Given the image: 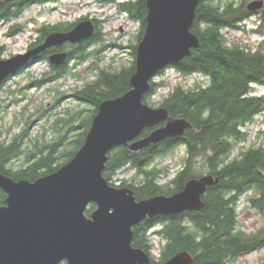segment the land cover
<instances>
[{"label": "trees", "instance_id": "16d2710c", "mask_svg": "<svg viewBox=\"0 0 264 264\" xmlns=\"http://www.w3.org/2000/svg\"><path fill=\"white\" fill-rule=\"evenodd\" d=\"M58 1L0 0V22L16 19L32 5L40 7ZM97 1L113 4L119 13L125 14L137 26L135 43L128 46L132 61L118 69L99 68L93 79L74 88L69 97L88 108L76 109L72 114L68 112L66 117L57 118L55 124H60V128L56 131L63 128V132L50 141L28 135L29 126L34 122L33 113L26 117L20 132L8 140H0V173L14 181L32 182L66 164L83 145L99 104L130 90L129 79L135 72L136 46L146 26L147 0ZM250 1H198L190 26V32L198 39V47L171 67L182 77L199 76L202 82L187 89L176 85L154 104L153 98L164 83L151 81L143 103L165 108L170 119L186 121L189 127L184 133L139 151L119 146L107 154L103 177L113 187L130 188L137 201L156 195H173L181 191L188 180L203 175L209 174L218 179L203 194L200 210L147 218L132 228V247L142 249L152 264L165 262L180 251H187L192 256V264H228L264 247V226L255 233L246 234L238 227L236 210L239 198L248 194L249 205L260 215L264 214V148L249 147L228 159L232 147L246 141L247 125L264 111V94L254 92L258 88L264 89V47L250 49L238 44L230 45L223 34L225 30L242 29L246 21L253 17L254 13L246 10ZM261 14H264V9ZM74 24H43L36 31L43 37L51 32L67 31ZM103 42L97 28L92 39L71 46L67 61H76L74 66L88 61L90 56L101 53L107 47ZM95 45L100 48L90 50ZM117 47L123 48L121 45ZM167 68L157 75L163 74ZM62 70L61 75L48 81L72 73V68ZM40 83L38 80L34 82L36 85ZM2 85L0 83V89ZM50 109L35 110V114L40 119ZM83 112L87 115L79 118ZM165 125L166 122H162L157 127L144 129L141 137ZM73 131L77 132L70 137ZM180 147L185 158L172 176L168 169H158L153 165L156 160ZM15 159H21L22 164L12 167L11 162ZM198 159L201 160L203 173L195 170ZM125 168L135 171L134 180H124L119 186L112 184V176ZM3 199L4 194L0 190L1 205ZM94 209L95 205L89 204L85 215L89 217ZM150 232H154L157 239L156 257Z\"/></svg>", "mask_w": 264, "mask_h": 264}, {"label": "water", "instance_id": "95a60500", "mask_svg": "<svg viewBox=\"0 0 264 264\" xmlns=\"http://www.w3.org/2000/svg\"><path fill=\"white\" fill-rule=\"evenodd\" d=\"M199 0H147L146 26L136 46L135 72L130 90L102 101L92 118L83 145L55 172L34 181H14L0 173V264H152L150 257L132 247V228L144 219L198 211L208 187L218 179L203 175L186 182L173 195H156L137 201L129 188L109 185L103 177L107 154L119 146L139 151L168 137L184 133L189 124L169 118L168 111L150 107L143 97L151 81L198 47L190 32ZM263 0L246 4L250 13L260 11ZM90 21L77 23L68 32L49 33L44 42L23 54L0 59V83L33 57L66 42L91 39ZM65 53L49 61L62 64ZM166 125L141 137L144 129ZM89 204L95 209L89 217ZM192 256L180 251L157 264H192Z\"/></svg>", "mask_w": 264, "mask_h": 264}, {"label": "rangeland", "instance_id": "374dc122", "mask_svg": "<svg viewBox=\"0 0 264 264\" xmlns=\"http://www.w3.org/2000/svg\"><path fill=\"white\" fill-rule=\"evenodd\" d=\"M263 9L264 6L246 21L242 29L223 31L227 43L246 46L250 49H256L261 45L264 47L262 44L264 41V14H261ZM83 16L99 22V36L107 47L101 53L90 56L88 61L77 64L75 67L72 66L74 64L71 62L69 66H72V73L70 75L52 81L44 80L40 86L35 87L32 83L36 80H42L40 74L45 70V66L42 67L41 64L7 80L0 89V102L3 106V109L0 110V140H8L10 136L20 132L24 127L26 117L33 113L34 122L29 126L28 135L39 137L43 141H50L63 132V128L59 132L56 131L60 128V124H55L57 118L66 117L68 112L72 114L76 109L88 108L79 105L80 103L69 97L74 88L82 85L84 81L93 79L99 68L118 69L121 65L127 66L131 63L132 57L128 53L131 50L128 49V46L135 43L134 36L137 32V26L125 14L119 13L113 4H101L97 0H60L40 7L32 5L12 21V23L21 26L22 29L15 31L10 37L6 35V31L11 23H0V58L7 59L25 53L26 46L36 37L35 32L39 26L62 21L73 22ZM118 45L123 48H118ZM98 48L100 46L95 45V47H90V50ZM154 81L164 83V87L159 88L153 98V103L156 104L176 85H181L186 89L192 88L198 82H202L203 79L199 76L182 77L174 68L168 67L163 74L157 75ZM254 92L264 94V89L258 88ZM43 108L51 109L39 119L35 110H42ZM86 115L87 112H83L79 118ZM76 132H71L69 136L71 137ZM246 133V141L236 143L232 147L228 159L236 157L241 151L249 147L261 146L264 148V111L247 125ZM28 141L26 140V142ZM184 158L185 153L180 147L156 160L153 165L158 169H168L171 172L170 176H172L182 165ZM21 164V159H15L11 162L12 167H18ZM195 170L203 173L200 159L196 162ZM135 174L133 169L125 168L112 176L111 183L119 186L124 180H134ZM248 196L246 194L239 198L236 210L238 227L246 234H251L264 226V214L260 215L249 205ZM150 238L154 242L153 254L156 257L158 248L156 247L157 239L154 232H150ZM228 264H264V247L243 257H238Z\"/></svg>", "mask_w": 264, "mask_h": 264}, {"label": "flooded vegetation", "instance_id": "af4514ba", "mask_svg": "<svg viewBox=\"0 0 264 264\" xmlns=\"http://www.w3.org/2000/svg\"><path fill=\"white\" fill-rule=\"evenodd\" d=\"M262 13V12H261ZM255 14H257V12L256 13H254V15ZM14 20V19H13ZM12 20V21H13ZM12 21H9L8 23H11L10 24V26L8 27V29H7V31H6V35L7 36H12V34L16 31V30H18V28H19V25H17V24H14V23H12ZM81 21H90L92 24H93V26H94V34H95V30L98 28V25H99V22L97 21V20H95V19H90V18H88V17H86V16H83V17H80V18H78V19H76L75 21H73V22H75V24H74V26L77 24V23H79V22H81ZM4 22H6V21H4ZM63 23L65 22V21H62ZM67 22V21H66ZM0 23H2V22H0ZM56 23H58V22H56ZM69 23H71V22H69ZM55 24V23H54ZM74 26H72L69 30H67V31H64V32H68V31H70ZM16 28V30H14ZM22 28H21V26H20V28H19V30H21ZM55 32H58V31H55ZM59 32H61V31H59ZM52 33V32H51ZM49 34V33H48ZM47 34V35H48ZM46 35V36H47ZM35 38L34 39H32L30 42H29V44L26 46V50H25V52L26 51H28V50H30V49H32V48H34V47H36V46H38V45H41L43 42H44V40H45V38H46V36H43L42 37V35L41 34H39L37 31L35 32ZM94 36V35H93ZM93 38V37H92ZM91 38V39H92ZM39 39L41 40L40 42H38L39 41ZM90 39H88V40H85V41H89ZM85 41H82V42H85ZM82 42H80L81 44H82ZM77 44H79V43H77ZM77 44H70V43H68V42H66V43H64V44H62V45H59V46H55V47H51L50 49H48L47 51H45L44 53H41V54H39V55H37V56H35V57H33L32 59H30L23 67H21L19 70H17L14 74H12V75H9L1 84H4L7 80H9L10 78H12V77H14L15 75H18V74H20V73H22V72H25V71H27L28 69H30L31 67H34L35 65H42V67L43 66H45V70H43L42 71V73L40 74V77H42L41 79L42 80H38V81H40L41 83H40V85L44 82V80H47L48 81V79H50V78H54V77H57V76H59V75H61L60 73L63 71L62 69H69V68H71L72 66H74V65H72V66H69L70 65V63L72 62L73 63V60H71V61H67V53L69 52V51H71V46L72 45H77ZM58 53H65L66 54V59H65V61L62 63V64H60V65H54V64H52L50 61H49V57L51 56V55H53V54H58ZM1 59V58H0ZM68 62V63H67ZM75 67V66H74ZM39 77V78H40ZM63 77H65L64 75L62 76V77H60V78H63ZM59 78V79H60ZM35 82V81H34ZM34 82L32 83L35 87L36 86H40V85H36V84H34ZM32 85V86H33ZM26 87H28V86H26ZM118 188H127V187H118ZM130 189V188H129ZM2 193L4 194V199H3V204L2 205H4L5 204V198H6V194L2 191ZM1 205V204H0ZM61 264H65L64 262L63 263H61Z\"/></svg>", "mask_w": 264, "mask_h": 264}]
</instances>
